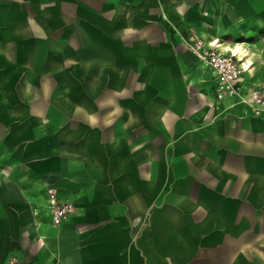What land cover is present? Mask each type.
<instances>
[{"label":"crops","instance_id":"crops-1","mask_svg":"<svg viewBox=\"0 0 264 264\" xmlns=\"http://www.w3.org/2000/svg\"><path fill=\"white\" fill-rule=\"evenodd\" d=\"M193 38L264 79V0H0V264H264V118Z\"/></svg>","mask_w":264,"mask_h":264},{"label":"built area","instance_id":"built-area-1","mask_svg":"<svg viewBox=\"0 0 264 264\" xmlns=\"http://www.w3.org/2000/svg\"><path fill=\"white\" fill-rule=\"evenodd\" d=\"M189 45L197 60L213 73V96L217 101L235 98L249 115L264 118V79L243 91L241 78L246 68L232 49L222 50L218 41L206 43L199 38L191 39ZM46 195L52 224L57 227L74 214L75 207L59 199L53 188H47Z\"/></svg>","mask_w":264,"mask_h":264},{"label":"bare ground","instance_id":"bare-ground-1","mask_svg":"<svg viewBox=\"0 0 264 264\" xmlns=\"http://www.w3.org/2000/svg\"><path fill=\"white\" fill-rule=\"evenodd\" d=\"M217 41V40H216ZM221 47H222V44H221ZM223 48V47H222ZM228 49H232V51H234V53H236L237 55H238V51H239V48H238V45L237 44H235L234 45V47H232V48H227V50ZM244 66H245V68L247 69V65L244 63Z\"/></svg>","mask_w":264,"mask_h":264}]
</instances>
